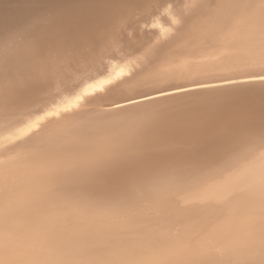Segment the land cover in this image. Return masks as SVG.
I'll use <instances>...</instances> for the list:
<instances>
[{
    "label": "bare ground",
    "instance_id": "obj_1",
    "mask_svg": "<svg viewBox=\"0 0 264 264\" xmlns=\"http://www.w3.org/2000/svg\"><path fill=\"white\" fill-rule=\"evenodd\" d=\"M260 76L261 0H0V264H259Z\"/></svg>",
    "mask_w": 264,
    "mask_h": 264
},
{
    "label": "snow or ice",
    "instance_id": "obj_2",
    "mask_svg": "<svg viewBox=\"0 0 264 264\" xmlns=\"http://www.w3.org/2000/svg\"><path fill=\"white\" fill-rule=\"evenodd\" d=\"M261 5L264 6V0H261ZM261 80H264V76H260L258 77ZM234 81H226V83H233ZM197 87H208V85H197ZM189 89L180 87V86H173V90H167L165 88H159L156 90V94L155 95H144L141 99H134L131 97L125 98V101L123 103H116L114 104V107L116 108H123L126 106H135L137 104L143 103L144 101H149V100H154L157 99L158 97H164V96H169V95H173L176 92H184V91H188ZM99 166V165H98ZM103 175H100L97 177V179H102ZM262 256H264V253H262ZM259 264H264V258H262L259 261Z\"/></svg>",
    "mask_w": 264,
    "mask_h": 264
}]
</instances>
